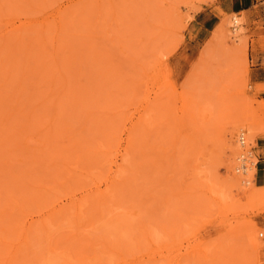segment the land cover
I'll use <instances>...</instances> for the list:
<instances>
[{"label": "rangeland", "instance_id": "rangeland-1", "mask_svg": "<svg viewBox=\"0 0 264 264\" xmlns=\"http://www.w3.org/2000/svg\"><path fill=\"white\" fill-rule=\"evenodd\" d=\"M256 76L264 0H0V264H264Z\"/></svg>", "mask_w": 264, "mask_h": 264}, {"label": "crops", "instance_id": "crops-1", "mask_svg": "<svg viewBox=\"0 0 264 264\" xmlns=\"http://www.w3.org/2000/svg\"><path fill=\"white\" fill-rule=\"evenodd\" d=\"M255 79L259 83L264 82V77L256 76ZM260 94L264 97V89L260 91ZM254 152L257 157L254 183L256 186L262 187L264 186V132L256 137Z\"/></svg>", "mask_w": 264, "mask_h": 264}, {"label": "bare ground", "instance_id": "bare-ground-1", "mask_svg": "<svg viewBox=\"0 0 264 264\" xmlns=\"http://www.w3.org/2000/svg\"><path fill=\"white\" fill-rule=\"evenodd\" d=\"M240 21H242V20H240L237 16H232V20H231V25L232 26H236V28L235 29H239L240 28V26H239V24H241V22ZM221 27H222V25H221ZM224 29H226V27L224 28ZM223 29V30H224ZM234 28L232 29V32H234V30H235ZM230 31V30H229ZM236 32V31H235ZM234 34V33H233ZM247 129L248 130V127L246 126V125H240L239 127H238V129H240V134H239V136H243V140L242 141H239L240 142V144L238 143L237 145H238V153L240 154V155H243L244 153H245V148H246V146H245V144H246V139H245V136H244V133H246V136H247V138L250 140V138H251V133L249 132V131H247V132H245V129ZM239 140V139H238ZM250 142H251V140H250ZM240 158V157H239ZM64 159V158H63ZM243 162H244V165L245 166H243L244 167V170H246L247 171V169H248V166H250V165H248L247 166V164H249L248 162H246V160H243ZM252 163V162H251ZM245 167H247V168H245ZM251 167V166H250ZM254 168V167H253ZM251 169H252V167H251ZM250 169H248V171H249ZM252 172V171H251ZM250 172V173H251ZM249 174V173H248ZM248 178V177H247ZM247 181V180H246ZM249 181V180H248ZM244 182V181H243ZM250 182V181H249ZM63 206H64V204H61V205H59V208H57V209H53V210H50L49 212L51 213V214H53V213H60L61 211H62V209H63ZM53 211H56V212H53ZM53 212V213H52ZM35 222V220H31V221H29V226L31 225H34L33 223ZM25 226V225H24ZM255 234V233H254ZM51 236V235H50ZM1 247V246H0ZM53 249V248H52ZM1 251V250H0ZM5 252V251H4ZM19 254V253H18ZM17 254V255H18ZM9 255V254H8ZM13 255V254H12ZM4 261V260H3ZM6 261V260H5ZM9 262V261H8ZM10 264V263H9Z\"/></svg>", "mask_w": 264, "mask_h": 264}, {"label": "built area", "instance_id": "built-area-1", "mask_svg": "<svg viewBox=\"0 0 264 264\" xmlns=\"http://www.w3.org/2000/svg\"><path fill=\"white\" fill-rule=\"evenodd\" d=\"M243 140V136H239V141ZM252 157V153L250 151V149H245V153L243 155H240V162H238L237 164V170H240V172L245 173L244 171V167H243V163H241L242 160H248ZM256 164V162L254 163V165Z\"/></svg>", "mask_w": 264, "mask_h": 264}]
</instances>
